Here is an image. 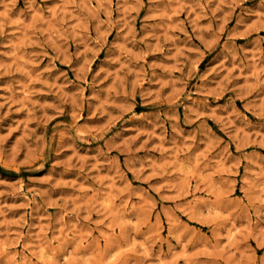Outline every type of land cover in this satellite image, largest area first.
Returning a JSON list of instances; mask_svg holds the SVG:
<instances>
[{
    "label": "rangeland",
    "instance_id": "rangeland-1",
    "mask_svg": "<svg viewBox=\"0 0 264 264\" xmlns=\"http://www.w3.org/2000/svg\"><path fill=\"white\" fill-rule=\"evenodd\" d=\"M201 2L203 3L204 0ZM5 3L7 8L0 4V21H2L0 26L4 32V35L0 36V65L6 66L0 67V251L5 253V257L13 251L17 254L26 251L27 248L33 247L32 241L28 238L29 233L47 230V235L51 237L58 217L67 223H72L67 213L75 215L76 209H79L83 215L84 207L87 205L88 214L81 222L84 226L75 225L82 240L73 250L70 264H105V258L116 243H119V249L111 259V264H133L134 261H139L141 245L144 246L143 251L153 255L159 253L165 264H169V261L171 264H184L182 259L184 256H197L199 249H193L192 244L189 243L185 251H177L174 260L169 257L167 223L159 197L148 188L149 183L155 186L157 180L150 179L147 173H142L145 178L143 181L134 179L133 173L136 172V168L132 166L136 163L134 158L125 159V155L112 150L109 155L112 157L115 172L101 168L98 174L99 183L85 179L89 173V166L92 176H97L98 167L107 166V161L98 152V149L107 151L105 141L116 139L117 133L124 139L136 138V128L148 132L150 129L140 121L131 120L129 113L118 119L115 126L105 132L111 121L99 116L97 112L90 113L88 100L92 92L91 88L84 89V103L80 111L75 112L70 106L61 105L57 101L54 95L55 88L52 87L50 90V86L59 85L69 95L77 92L78 89L70 83H65L64 79V74H67L68 80H75L71 66H80L83 70L87 65L89 82L100 68H109L110 72L116 70L115 64L109 65L105 61L108 57H120L116 45L126 43L123 39L125 34L129 39L135 36L137 41H146L135 45L127 43V51L130 54L137 56L144 54V59L140 62L144 76L138 77V80L143 79L145 88L149 86L152 67L156 66L155 71L160 75L161 68L158 65L170 63L165 60V56L169 54L173 34L180 40H188V44L184 47H187L188 52L192 54L193 66L200 73L206 68H212L215 72V68L219 67L218 64L213 67L215 53L225 43L231 44L228 40L229 36L235 38L236 47L243 45L249 51L258 50L264 53V29L259 32H246L241 26L247 23L251 27L252 21L247 19L242 9L252 8L256 0H245L231 11L227 6L222 9L215 7V16L220 17L223 12L227 17L219 36L209 35L220 26V22L212 17L215 0L204 9L203 13L199 9L196 10L195 15L199 17L198 28L202 30L199 36L188 22L193 17L186 8L183 11L170 12L164 4L150 6L148 0H144L143 7L131 13V18L123 27L120 24L121 17L115 11V0L112 9L107 13L97 0H91L90 4L89 0H76L75 4H70L67 0H35L34 3L33 0H5ZM150 8L157 10L153 11ZM93 9L98 11L102 20L110 21V24L101 27L99 38L95 30V21L90 19L94 14L91 11ZM165 14L174 20L178 19V23L171 25V30L166 34L162 30L158 32L157 35L161 39L154 40L148 29L152 25L163 23L159 17ZM241 17L244 19L241 20ZM61 20L65 22L66 27L68 24L76 27L77 40L87 33L92 43H88L87 40L82 44L70 42L65 49L62 41L66 33L60 28L59 23L53 22ZM45 24L46 31L43 33L37 31ZM34 31L36 35H33ZM49 32L52 35H49ZM118 35L120 39H117ZM201 38L209 42L212 51L204 49ZM149 45L153 46L151 51ZM78 48L82 53L79 57L76 56ZM57 52L63 55L58 58ZM200 53L202 55H199ZM259 61L254 71L249 72L246 68L240 75H237V70L230 64L226 65L224 79L229 81V86L239 82L242 88L257 87L259 81H264V55H260ZM26 71L32 73L36 81L34 84L28 83ZM37 72L40 73L39 77L36 75ZM233 76L237 79L232 80ZM243 76L248 78L242 79ZM41 80L44 81L43 84L40 83ZM110 80L111 75L105 77L104 83ZM192 85L193 81L190 80L187 90H191ZM109 86L113 85L109 84ZM166 92L167 87L161 89V96ZM161 96H157L156 99L159 100ZM45 102L52 104L53 107L46 110L47 121H40L38 118L43 112L38 105ZM132 107L137 113L145 115L153 111L152 108L140 106L139 95L136 97V104ZM30 110L35 118L29 116ZM73 117H76L79 125L86 127L91 133L85 136L83 142L75 139V130L71 127L74 122ZM25 140L32 148V152L27 156L23 149ZM145 144H151V140L146 139L144 135H139L131 144L133 149H140L136 153L137 156H145ZM72 145L75 146V151L72 150ZM14 150L15 154H13ZM40 166L42 170L35 171ZM117 175L122 179H116ZM124 179L127 180L126 184L123 182ZM105 184H107L106 194L111 197V200L102 201L108 209L102 221L107 224V230L101 228L97 234L95 224L100 221L91 205L100 198L101 189ZM137 190L147 191L153 198L145 199L141 204L137 198ZM85 192L86 199L83 195ZM178 195L174 198H178ZM121 200L123 206L120 205ZM129 208L133 211H128ZM169 218L176 219L171 212ZM89 222H92L91 227ZM133 223L134 231L130 226ZM36 225L39 227L37 228ZM157 225L159 232L149 233L148 239H152L153 243L152 247L148 248L142 235L148 229L155 230ZM157 234L159 239H154ZM93 237L96 238L95 248L90 250ZM161 240L165 243L161 244ZM105 241L108 242L107 246ZM249 249L250 251L246 253L250 258L249 264H256V258L262 253L253 244L249 245ZM42 251L45 256L49 255L47 248H43ZM34 253V247L32 253L26 252V259H32L33 264H55L60 256L58 250L50 261H36ZM18 259L19 255H17ZM8 264H15V261H9Z\"/></svg>",
    "mask_w": 264,
    "mask_h": 264
},
{
    "label": "clouds",
    "instance_id": "clouds-1",
    "mask_svg": "<svg viewBox=\"0 0 264 264\" xmlns=\"http://www.w3.org/2000/svg\"><path fill=\"white\" fill-rule=\"evenodd\" d=\"M67 2L75 4L76 0H67ZM148 2L150 6L164 4L170 12L183 11L186 8L193 17L188 22L192 24L198 36L202 30L198 28L199 17L195 15L196 10L199 9L203 13L208 5L213 4V0H204L203 3L201 0H187V2L186 0H148ZM244 2L245 0H215L212 17L220 22V26L209 35L219 36L227 18L223 12L220 17L215 16V7L222 9L227 6L231 11ZM97 3L104 8L105 13L113 7V0H97ZM143 3L144 0H115V11L121 17V27L128 23L134 10L143 7ZM0 4L7 8L5 0H0ZM150 10L157 9L150 8ZM91 11L94 14L90 19L95 21V30L99 38L101 27L110 24V21L102 20L98 11L94 9ZM242 12L252 21L251 27L247 23L241 24L246 32H259L264 29V0H256L252 8L242 9ZM159 19L163 23L152 25L148 29L154 40L161 39L157 35L158 32L162 30L166 34L171 30V25L178 23V19L174 20L166 14ZM243 19L244 17H241V20ZM53 22L59 23L60 28L66 33L62 41L65 49L70 42L82 44L87 40L88 43H92L87 33L77 40L76 27L72 24L66 27L62 20ZM46 30L45 24L37 31L43 33ZM2 35L4 32L0 26V36ZM33 35H36L35 31ZM49 35L52 33L49 32ZM120 38L118 35L117 39ZM123 39L126 41L124 45H116L120 57H108L105 61L109 65L115 64L116 70L110 72L109 68H100L89 82L87 65L83 70L80 66L70 65L75 80H68L67 74H64L65 83L72 84L78 91L69 95L59 85L50 86V90L52 87L55 88L54 95L57 101L61 105L70 106L75 112L80 111L84 103V89L91 88L92 92L88 100L90 113L97 112L99 116L111 121L105 132L114 127L118 119L129 113L131 120L140 121L150 129V132L140 128L135 129L136 138L144 135L146 139L151 140V144L144 145V157L136 155L140 151L139 148L131 147L136 138L124 139L117 133L116 139L105 141L107 151L98 149L99 155L107 161V166L98 167L97 176L91 175V166H89V173L85 179L99 183L98 174L101 168L115 172L112 157L109 155L112 150L125 155V159L132 157L136 161L132 165L136 168V172L133 173L134 179L143 181L145 178L142 173H147L150 179L157 180L155 186L149 183L148 188L159 197L168 229V255L172 260L175 259L178 250L185 251L186 245L191 243L193 249H199V254L184 256L182 258L184 264H249L250 258L246 253L250 251L249 245L253 244L262 253L256 258V264H264V81H259L255 88L247 86L242 88L239 82L229 86V81L224 79L226 65L230 64L236 69L237 75L243 73L246 68L252 72L260 62V55L264 53L258 50L249 51L243 45L236 47L235 38L229 36L228 40L231 44L225 43L215 53L213 67L217 64L219 67L215 68V72L212 68H206L200 73L193 66L192 54L188 52L187 47H184L188 44V40H180L173 34L169 54L165 56V60L170 63L158 65L161 68L160 75H157L156 66H153L152 77L148 80L149 86L145 88L143 79L138 80V77L144 76L143 66L140 63L144 59V54L141 53L139 56L130 54L127 51V43L135 45L146 41H137L135 36L129 39L127 34ZM201 44L205 50L212 51L208 41L201 38ZM152 47L149 45V51ZM85 51H87L86 47ZM56 54L58 58L63 55L60 52ZM81 54L78 48L76 56L79 57ZM0 67L6 66L0 65ZM25 75L29 84L36 82L31 72L26 71ZM36 75L39 77L40 73L37 72ZM109 75L111 80L104 83L105 77ZM247 78V76L242 77L245 80ZM231 79L236 80L237 77L233 76ZM190 80L193 81L192 89L187 90ZM40 83L43 84L44 81L41 80ZM109 84L113 86L110 87ZM165 87L167 92L161 96V89ZM228 93L232 95H227ZM137 95L141 107L153 109L150 114L137 113L132 107L136 104ZM157 96L161 98L157 100ZM38 107L43 112L38 119L47 121L46 110L53 105L45 102L40 103ZM29 116L35 118L31 110ZM73 121L71 127L75 130V139L83 142L85 136L91 133L86 127L79 125L76 117H73ZM71 147L75 151V146ZM23 149L25 156L32 152L27 140L23 142ZM41 170L42 166L35 169L37 172ZM116 179L120 180L122 177L117 175ZM123 182L126 184L127 180L124 179ZM106 189L107 184L101 189L100 198L91 205L100 221L95 224L97 234L101 228L107 230V224L102 222L105 213L108 212L102 201L111 200L106 194ZM177 194H179L178 198H174ZM83 195L86 199L87 193ZM137 198L142 204L145 199L153 197L147 191L137 190ZM120 205L123 206V200L120 201ZM88 211L89 207L85 205L83 215L79 209H76L75 215L67 213L72 223H67L58 217L51 237L47 235V230L29 233L28 238L35 248V260L50 261L60 250V256L55 264H70L73 250L82 240L75 225L84 226L81 222ZM128 211L133 210L129 208ZM169 212L176 217L175 220L169 218ZM91 226L92 222H89V227ZM130 226L134 231V223ZM36 227L38 228L39 225ZM152 231L158 233L159 225L155 230L148 229L142 235L148 248H151L153 243L152 239H148ZM95 239V237L91 238L90 250L95 248ZM154 239H159V235L157 234ZM163 243L165 241L161 240V244ZM107 244L108 242L105 241L106 246ZM33 247L18 254L15 251L10 252L7 257L3 251H0V264H8L9 261H15V264H33L32 259H26V252L32 253ZM43 248H47L49 255L45 256ZM143 248L144 246L141 245L140 260L134 261L133 264H165L159 253L153 255L143 251ZM118 249L119 243H116L105 258V264H111V259ZM17 255H19L18 260Z\"/></svg>",
    "mask_w": 264,
    "mask_h": 264
}]
</instances>
